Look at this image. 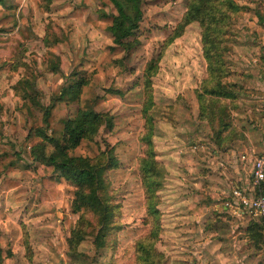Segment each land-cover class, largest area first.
<instances>
[{"label":"rangeland","instance_id":"obj_1","mask_svg":"<svg viewBox=\"0 0 264 264\" xmlns=\"http://www.w3.org/2000/svg\"><path fill=\"white\" fill-rule=\"evenodd\" d=\"M235 1L242 12L231 26L225 81L241 89L242 55L251 66L254 60L264 64V24L253 19L255 12L264 18V0ZM141 2L143 19L128 53L107 33L111 19L102 13L114 14L107 0H3L0 5V247L4 255L10 253L3 264H92L93 259L138 264L136 243L152 229L139 171L147 149L144 71L150 61H157L148 112L151 145L163 171L156 193L161 231L155 251L161 264H201V232L218 221L197 197L198 178L211 172L217 150L210 125L198 116L197 93L207 78L201 28L193 23L170 42L188 0ZM73 72L89 84L79 104L62 110L72 117L90 105L113 118L111 130L100 129L73 155L94 158L112 150L117 167L107 173L108 190L121 228L98 257L91 239L81 245L79 260L70 258L67 245L78 218L71 212L73 189L58 173L50 185L36 172L39 165L30 151L38 140L29 135L27 124L26 107L31 106L17 88L18 82L30 81L39 102L49 105Z\"/></svg>","mask_w":264,"mask_h":264},{"label":"trees","instance_id":"obj_2","mask_svg":"<svg viewBox=\"0 0 264 264\" xmlns=\"http://www.w3.org/2000/svg\"><path fill=\"white\" fill-rule=\"evenodd\" d=\"M107 1L114 11L111 15L102 13V17L111 19L107 33L116 47L128 53L134 47L130 39L143 19L142 2ZM1 4L3 0H0ZM241 12L235 0H188L186 11L170 38V42L179 38L185 28L193 23L201 28L202 56L206 63L207 78L202 83L201 92L197 93L198 116L210 125L218 148L228 147L239 136L232 122V112L237 109L239 87L225 79L230 75L226 56L230 50L228 43L233 37L231 26ZM156 67L157 61H150L144 71L147 100L143 117L147 126V135L144 137L147 149L145 156L140 159L139 171L146 193L148 214L152 218V229L145 239L136 243L138 264L163 262L154 247L161 231L156 193L161 188L163 171L152 149V118L148 115L152 106L151 78ZM88 84V79L79 73H71L49 105L39 102L35 86L30 81L22 80L17 84L23 100H28L31 106L26 107L27 124L29 135L38 140L30 151L33 162L39 165L36 172L42 181L50 185L54 184L58 173L73 189L71 212L78 218L67 238L68 254L72 260L80 259L82 255L78 250L89 239L98 257V253L108 248L114 234L121 229L115 221L118 207L112 204L108 190L107 173L117 167L112 150L99 153L94 158L73 155L83 142H92L100 129L111 130L113 118L107 113L94 111L90 105L79 107L72 117L62 110V106L79 104L83 89ZM197 197L206 198L199 193ZM9 256L10 253L4 255L0 247V264ZM92 264H97L95 259Z\"/></svg>","mask_w":264,"mask_h":264},{"label":"crops","instance_id":"obj_3","mask_svg":"<svg viewBox=\"0 0 264 264\" xmlns=\"http://www.w3.org/2000/svg\"><path fill=\"white\" fill-rule=\"evenodd\" d=\"M253 17L258 24H264L258 12ZM242 60L246 69L238 77L241 89L237 109L232 112L239 136L228 147L216 146L215 158L208 166L211 172L198 178L202 183L199 194L206 197L199 198L218 219L201 232V264H264V226L260 219L251 213L233 216L217 208L218 200L227 199L235 188L264 195V182L256 188L251 179L253 162L264 155V64L254 60L255 66H251L245 55Z\"/></svg>","mask_w":264,"mask_h":264},{"label":"built area","instance_id":"obj_4","mask_svg":"<svg viewBox=\"0 0 264 264\" xmlns=\"http://www.w3.org/2000/svg\"><path fill=\"white\" fill-rule=\"evenodd\" d=\"M251 179L256 188L264 182V155L253 162ZM217 208L233 216L251 213L258 217L264 226V195L260 193L253 194L239 188L232 189L228 198L218 203Z\"/></svg>","mask_w":264,"mask_h":264}]
</instances>
